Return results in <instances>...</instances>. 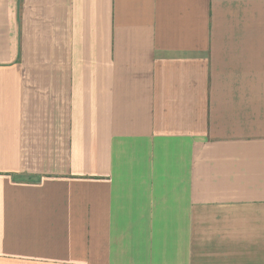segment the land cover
I'll return each mask as SVG.
<instances>
[{"label": "crops", "instance_id": "1", "mask_svg": "<svg viewBox=\"0 0 264 264\" xmlns=\"http://www.w3.org/2000/svg\"><path fill=\"white\" fill-rule=\"evenodd\" d=\"M0 264H264V0H0Z\"/></svg>", "mask_w": 264, "mask_h": 264}]
</instances>
